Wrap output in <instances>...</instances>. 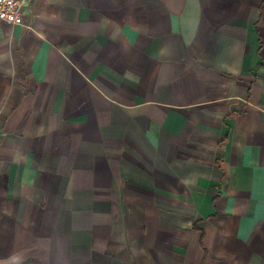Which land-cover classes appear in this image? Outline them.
Returning a JSON list of instances; mask_svg holds the SVG:
<instances>
[{
    "label": "crops",
    "instance_id": "0c3cea01",
    "mask_svg": "<svg viewBox=\"0 0 264 264\" xmlns=\"http://www.w3.org/2000/svg\"><path fill=\"white\" fill-rule=\"evenodd\" d=\"M0 20V264H264V0H27Z\"/></svg>",
    "mask_w": 264,
    "mask_h": 264
},
{
    "label": "built area",
    "instance_id": "2783aa9c",
    "mask_svg": "<svg viewBox=\"0 0 264 264\" xmlns=\"http://www.w3.org/2000/svg\"><path fill=\"white\" fill-rule=\"evenodd\" d=\"M27 4V0H0V20L12 26L22 25L24 18L20 8Z\"/></svg>",
    "mask_w": 264,
    "mask_h": 264
}]
</instances>
